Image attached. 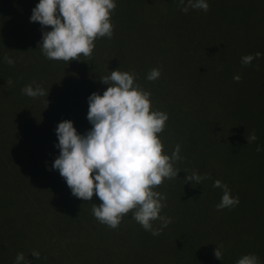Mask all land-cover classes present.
I'll use <instances>...</instances> for the list:
<instances>
[{
    "label": "trees",
    "instance_id": "16d2710c",
    "mask_svg": "<svg viewBox=\"0 0 264 264\" xmlns=\"http://www.w3.org/2000/svg\"><path fill=\"white\" fill-rule=\"evenodd\" d=\"M178 2L115 0L117 6L110 17L114 24L113 36L111 39L98 38L90 59L81 56L80 61L67 63L48 60L42 54L40 62L29 65L32 72L38 70L39 64L43 66L45 72L41 73L39 83L20 76L0 74V264H15L16 255L20 252L30 264H202V261L205 264L200 253L202 246L191 252L188 244V230L193 218L192 201H201V186L184 180L193 171L199 174L193 160L201 154L203 140L201 130L193 132L194 120L189 116L191 97L188 96L189 85L184 72L199 64L198 77L192 78L194 87L200 80L202 82L203 75L200 62H189L186 48L189 12L180 11ZM207 2L209 11L203 12L207 22L211 21L208 17L212 12L216 13L217 7L221 13L232 9L231 3L234 4V0L227 6L223 4L224 9L220 7V0ZM38 3L39 0H0V44H24L20 45L22 52L29 48L26 44H40L42 32L51 28L42 29L38 22H30L32 9ZM126 14L131 15L132 20L127 21ZM137 15H141L140 26L135 21ZM229 24L232 29L228 31L231 36H237V41L238 35L234 32L237 22L231 20ZM207 38L210 41L215 37L209 33ZM100 44H174L165 53L166 64L141 66L138 71L161 69L157 80L149 81L138 75L136 81L151 93L152 110L169 116L163 132L157 134L165 154L171 156L179 144L183 157L175 165L181 170L177 178L165 179L155 189L167 197L161 215L172 219V223L158 236L145 231L132 218L131 212L117 229L101 224L94 217L91 205H99V198L94 194L91 201H84L73 196L59 171L51 167L59 155V149L55 147L58 144L57 125L63 120H71L78 133L90 130L88 97L93 92L103 95L108 85L102 84L100 78L110 75L118 66L109 60L112 47L107 45L100 49ZM26 55L29 52H25L24 58ZM178 63V74L174 75L170 66ZM22 64L23 72L27 65ZM163 69L170 74L162 76ZM9 79L13 81L12 85L7 84ZM33 81L49 91L47 97L34 99L21 92ZM195 107H199L198 99ZM242 142L238 143L239 146ZM259 142H262L261 151L255 150L247 160H239L241 166H250L255 161L257 170L264 162V140L260 138ZM261 217L264 222L262 212ZM239 219H245L254 226L253 210ZM153 227L160 228V221H155ZM51 237L57 239V244H52L58 249L56 255L48 254L45 247L44 240ZM63 240L66 242L61 243ZM255 241L249 254L264 258V247ZM33 250L40 253V259L31 255Z\"/></svg>",
    "mask_w": 264,
    "mask_h": 264
},
{
    "label": "rangeland",
    "instance_id": "374dc122",
    "mask_svg": "<svg viewBox=\"0 0 264 264\" xmlns=\"http://www.w3.org/2000/svg\"><path fill=\"white\" fill-rule=\"evenodd\" d=\"M231 1L220 0V7L223 4L227 6ZM231 5L232 9L221 13L217 7L216 13L212 12L208 17V20L211 19L209 22L202 10L190 9L188 16L186 48L189 62H200L203 75L202 82L200 80L194 87L195 80L192 78L198 77L199 64L184 72L188 79L191 106H196V99L199 101L198 109L190 106L189 111L190 118L194 120L193 132L201 130L203 136L201 154L193 163L200 175H210V179L198 184L202 190L201 201H192L193 218L188 230V244L191 252L202 246L200 253L205 264H236L243 255L252 253L253 240L264 247V222L261 217L262 212L264 218V162L257 170L255 161L250 166L238 163L254 154L262 143L259 142L260 138L264 140V0H234ZM125 18L132 20L129 14ZM140 19L141 15H137L135 21L139 26ZM231 20L237 22L234 31L238 35L237 41V36H231L228 31L232 29L228 25ZM209 33L215 37L214 41H208ZM20 45L24 44H0V74L5 77L20 76L39 83L41 73L45 72L43 66L39 64L34 72L29 66L42 59L39 44H26L29 48H25L24 52L20 50ZM107 45L112 47L109 60L118 65L116 70L120 67L130 69L147 77L149 72L139 73L140 67L166 64L165 53L174 44H100V49ZM25 52H29V55L24 58ZM257 52L262 54L259 60H253L250 66L242 65L243 56ZM5 56L13 58L15 64L10 66L5 63ZM21 62L27 65L23 72ZM179 67V63L170 66V70L174 71L172 74L177 75ZM168 74L163 69L162 76ZM236 75L241 77L239 82L233 79ZM253 130L257 131L258 140L248 145L246 135ZM241 141L243 144L239 146ZM190 152L193 153V150ZM215 180L227 184L231 194L239 197L240 202L236 207L220 211L216 209L223 191L212 186ZM251 210L255 217L254 226L245 219H239ZM51 238L44 240L45 247L48 254L56 255L58 249L52 244H57V239ZM221 244L222 261L214 256V249ZM258 258L260 264H264V258Z\"/></svg>",
    "mask_w": 264,
    "mask_h": 264
},
{
    "label": "clouds",
    "instance_id": "9594fccd",
    "mask_svg": "<svg viewBox=\"0 0 264 264\" xmlns=\"http://www.w3.org/2000/svg\"><path fill=\"white\" fill-rule=\"evenodd\" d=\"M116 6L115 0H39L32 9L30 22H38L42 29L51 28L42 32V41L38 45L42 54L48 60L67 63L80 61L81 56L90 59L95 41L113 36L114 24L110 17ZM178 7L187 14L190 9L207 13L210 6L207 0H187V4L185 0H179ZM261 55L257 52L243 56L241 63L250 66ZM3 61L10 66L15 64L9 56L3 57ZM160 76L161 69L153 68L146 79L155 81ZM137 78L135 72H121L119 69L100 78V82L108 87L103 95L93 92L88 97L87 120L91 129L80 134L73 121L60 122L55 129L58 138L55 147L59 149V155L51 167L59 171L73 196L84 201H91L94 194L99 198V205H91L94 217L101 224L117 229L131 212L132 218L145 231L158 236L172 219L161 215L167 197L155 189L165 179L177 178L181 170L175 165L183 157L179 144L171 156L165 154L157 134L163 132L169 116L152 110L151 93L136 82ZM233 79L239 82L241 77L236 75ZM12 83L11 79L7 81L8 85ZM33 84L26 85L21 92L34 99L48 96L49 91ZM246 139L248 145L257 141L256 132L248 133ZM256 151H261L259 145ZM206 179H210L209 174L200 175L193 171L184 180L185 183L199 184ZM212 186L223 191L216 205L218 211L239 204V197L231 194L227 184L215 180ZM157 220L161 223L160 228L153 227ZM31 255L40 259V253L35 250ZM214 256L223 260L222 244L216 246ZM15 264L30 262L20 252ZM236 264H260V261L257 255L247 254Z\"/></svg>",
    "mask_w": 264,
    "mask_h": 264
}]
</instances>
